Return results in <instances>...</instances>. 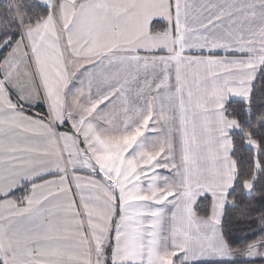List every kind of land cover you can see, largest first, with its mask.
<instances>
[{"label": "snow or ice", "instance_id": "6c2138e0", "mask_svg": "<svg viewBox=\"0 0 264 264\" xmlns=\"http://www.w3.org/2000/svg\"><path fill=\"white\" fill-rule=\"evenodd\" d=\"M0 264H264V0H0Z\"/></svg>", "mask_w": 264, "mask_h": 264}]
</instances>
